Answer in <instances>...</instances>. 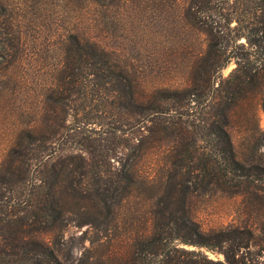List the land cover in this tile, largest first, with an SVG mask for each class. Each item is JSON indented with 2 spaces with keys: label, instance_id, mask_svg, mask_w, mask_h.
I'll list each match as a JSON object with an SVG mask.
<instances>
[{
  "label": "trees",
  "instance_id": "1",
  "mask_svg": "<svg viewBox=\"0 0 264 264\" xmlns=\"http://www.w3.org/2000/svg\"><path fill=\"white\" fill-rule=\"evenodd\" d=\"M47 1L59 6L65 0L42 4ZM66 3L107 11L130 4L149 21L162 14L167 24L203 37V47L182 57L177 80L140 94L136 80L110 54L76 32L63 34L62 61L45 99L46 133L26 129L0 173V264H62L55 247L70 224L86 225L100 240L113 242L135 192L152 205L149 231H132L129 250L106 264H222L177 242L218 249L224 264H249L245 251L256 246L258 229L245 223L204 230L190 215L189 202L219 193L245 195L253 205L250 199L259 196L264 0ZM7 17V6L0 3V22ZM3 29L0 25L4 49L12 38ZM15 40L17 48L24 46L21 34ZM232 62L235 67L222 77ZM235 128L242 132L238 146ZM147 156L155 157V170L141 178Z\"/></svg>",
  "mask_w": 264,
  "mask_h": 264
},
{
  "label": "rangeland",
  "instance_id": "2",
  "mask_svg": "<svg viewBox=\"0 0 264 264\" xmlns=\"http://www.w3.org/2000/svg\"><path fill=\"white\" fill-rule=\"evenodd\" d=\"M43 0H0L7 6V21L3 33L12 38L10 45H0V173L10 162V150L26 129H34L38 135L46 133L43 117L50 105L54 71L62 61V36L67 32L95 43L111 55L112 59L130 72L136 80L140 94L162 82L175 81L177 72L183 67L186 53L195 55L202 49L203 37L188 31L185 27L167 24V16L145 20L142 14L134 13L133 6L107 11L101 8L87 10L82 4L72 8L66 2ZM50 3V4H49ZM169 17V16H168ZM145 20V21H144ZM165 20V21H163ZM21 34L24 46L17 48L15 37ZM6 35V34H5ZM184 49L180 52V49ZM235 67L230 63L221 73L229 75ZM175 78V80H173ZM139 83V85H138ZM257 120L264 131V113L257 111ZM40 131H39V130ZM98 129V128H97ZM44 131V132H43ZM233 130V141L240 144ZM264 154V147L261 149ZM155 157L147 156L141 165V178L154 173L151 164ZM156 172V171H155ZM139 193L141 189H138ZM257 198L211 194L192 198L189 202L190 215L204 230L220 229L247 223L258 229L256 246L245 251L249 264H264V182L255 191ZM133 198L122 210V223L113 242L100 240L88 226L70 224L64 231L61 245L55 247L62 264H106L112 255L126 253L134 233L140 235L149 231L152 205L145 204L143 195ZM133 229V230H131ZM48 236L42 237V240ZM177 247L204 255L212 262L225 263L223 253L218 249L194 247L175 243Z\"/></svg>",
  "mask_w": 264,
  "mask_h": 264
}]
</instances>
